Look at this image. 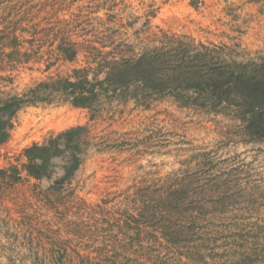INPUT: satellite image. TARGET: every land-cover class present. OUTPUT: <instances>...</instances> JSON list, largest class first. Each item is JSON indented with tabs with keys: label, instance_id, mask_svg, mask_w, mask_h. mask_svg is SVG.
<instances>
[{
	"label": "rangeland",
	"instance_id": "obj_1",
	"mask_svg": "<svg viewBox=\"0 0 264 264\" xmlns=\"http://www.w3.org/2000/svg\"><path fill=\"white\" fill-rule=\"evenodd\" d=\"M61 37L77 49L73 62L55 59ZM179 40L258 60L264 0H0V54L32 52L11 63L0 55V93L66 75L100 51ZM88 115L68 104L16 115L0 167H19L26 146L72 125L89 127L90 145L57 195L24 176L0 188V264H264V144L242 142L237 121L169 98Z\"/></svg>",
	"mask_w": 264,
	"mask_h": 264
},
{
	"label": "trees",
	"instance_id": "obj_2",
	"mask_svg": "<svg viewBox=\"0 0 264 264\" xmlns=\"http://www.w3.org/2000/svg\"><path fill=\"white\" fill-rule=\"evenodd\" d=\"M29 51L20 54L10 48L5 56L0 55L8 63L29 61ZM55 52V59L70 62L77 56L73 42L64 37L58 38ZM16 53L23 58H15ZM99 53L66 75L34 82L20 93H0V146L9 140L16 115L29 106L68 104L87 110L93 121L113 103L132 101L148 107L166 98L181 107L229 117L237 121L242 142L264 144V56L240 61L207 45L180 40L127 54ZM89 145L86 124L66 127L41 143L33 142L22 150L19 167H0V188L19 183L24 176L46 181L45 190L57 195L81 167ZM169 210L159 211L166 218L159 219L164 226L171 224Z\"/></svg>",
	"mask_w": 264,
	"mask_h": 264
}]
</instances>
